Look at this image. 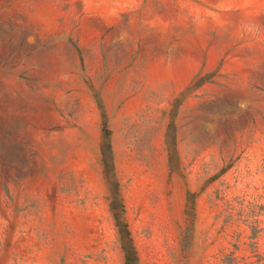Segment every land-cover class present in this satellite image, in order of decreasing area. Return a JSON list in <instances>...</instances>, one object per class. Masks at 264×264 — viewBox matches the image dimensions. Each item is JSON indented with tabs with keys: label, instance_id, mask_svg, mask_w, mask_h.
<instances>
[{
	"label": "rangeland",
	"instance_id": "rangeland-1",
	"mask_svg": "<svg viewBox=\"0 0 264 264\" xmlns=\"http://www.w3.org/2000/svg\"><path fill=\"white\" fill-rule=\"evenodd\" d=\"M124 228L264 264V0H0V264H127Z\"/></svg>",
	"mask_w": 264,
	"mask_h": 264
},
{
	"label": "trees",
	"instance_id": "trees-1",
	"mask_svg": "<svg viewBox=\"0 0 264 264\" xmlns=\"http://www.w3.org/2000/svg\"><path fill=\"white\" fill-rule=\"evenodd\" d=\"M106 134H109L108 130H106ZM103 161L107 168H114V159L112 153V146L109 140L103 145ZM122 227V226H121ZM122 232L128 235V243L125 244L126 251V263L134 264L138 263L139 259L135 251V247L133 246L132 239L130 238V233L127 229H122Z\"/></svg>",
	"mask_w": 264,
	"mask_h": 264
}]
</instances>
